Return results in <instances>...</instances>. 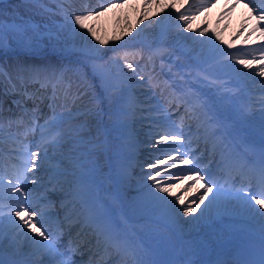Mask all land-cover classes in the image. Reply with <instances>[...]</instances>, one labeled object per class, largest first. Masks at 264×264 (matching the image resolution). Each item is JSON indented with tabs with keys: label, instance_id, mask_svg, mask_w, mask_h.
Instances as JSON below:
<instances>
[{
	"label": "bare ground",
	"instance_id": "6f19581e",
	"mask_svg": "<svg viewBox=\"0 0 264 264\" xmlns=\"http://www.w3.org/2000/svg\"><path fill=\"white\" fill-rule=\"evenodd\" d=\"M122 2V0H85L82 2H78L75 0H64L65 3H68V6L66 5V7H61L59 6V4L57 3V0H51V3L49 4L48 2H46V0H44L43 5H36L35 3H32L31 0H0V24L3 25L4 27V38H6L5 41L9 42V44H7V46H11L15 43L18 44L19 43H23L21 41V35H25L24 39L27 37L29 39H31V41L35 42H39L41 41L42 43H44L45 45L48 46V48H54L57 50H63V51H68V50H72L75 51L77 49H82L84 45H82L80 43V38L83 40H88V36H84V34H82L81 32H79V26L75 25L74 20H72L71 23H69V20L74 17L75 15H83L86 12H88L87 14L91 13V18L85 21V24L87 27L85 28H89V27H93L96 26V21H95V17L96 15L100 16V12L102 11V8H104L106 5L105 4H110L111 2ZM164 1L165 7H159L160 4V0H131V1H125L126 5L129 4V7H134L133 13H132V19L130 18V14L126 13L123 14V18H126V22L123 24L124 27H131L132 23L131 20H134L137 17V22L138 19L141 18V21L143 19L144 20V24L145 27L146 26H151L153 24L154 26V19L160 18V20H158L161 23V26H164V23H166V17L169 18L170 15H172V18H176L175 21H173L172 23L169 22V24L167 25V32H173L175 30V28H177L178 24H181V20L179 19V15L182 13L186 16H188L190 18V16L188 15L187 12V8L185 10H183V12L181 13H173L174 9L180 7L181 5H175V3L173 5H175V8L168 12V14L166 15V13L164 14V11L167 9V5H171L172 2H174L175 0H162ZM182 1V0H181ZM186 0H184L185 2ZM204 1V0H191L188 2V6L193 8L196 7L197 3ZM187 2V1H186ZM154 4V6L152 7V5ZM185 4V3H184ZM162 6V5H161ZM150 7L151 11H148L147 8ZM146 9V10H145ZM171 9V8H170ZM168 10V9H167ZM167 12V11H166ZM175 14V15H174ZM165 19H164V17ZM160 16V17H158ZM101 17V16H100ZM121 16H118L117 14L113 17L110 18V25H111V31L115 30L117 31V25H118V21L120 19ZM124 20V19H122ZM157 20V19H156ZM140 21V22H141ZM185 23V22H184ZM221 23V22H220ZM99 24V23H98ZM128 24V25H127ZM200 23L197 21L196 23H194V20L189 19V26L191 25L192 31H200V29L202 28V26H199ZM100 25V24H99ZM104 27V26H102ZM220 28H221V24H220ZM224 28V27H223ZM99 29V28H97ZM110 29V28H109ZM122 29V28H121ZM124 29V28H123ZM219 30V29H217ZM234 28L231 30L233 31ZM204 30V33H206ZM133 33V30H132ZM144 33V29H139L137 28V30L134 32V34H138L140 36H143ZM168 33V34H169ZM243 33V32H242ZM241 33V34H242ZM142 34V35H141ZM147 36L145 38L148 37V33H146ZM171 34V33H170ZM127 36V35H126ZM130 36V35H129ZM116 37V36H115ZM248 36H246L247 38ZM26 38V39H27ZM245 39V38H244ZM100 40H104L105 43L101 44ZM123 41H127L128 43H135L133 40H126L125 38H123ZM29 41H27L28 43ZM40 42V43H41ZM30 43V42H29ZM32 44V43H31ZM109 44V45H108ZM106 45L109 46V50L107 52V55L105 57V65H107L109 67V69L107 70L108 73L105 74L106 76V80L103 83V88L101 91V95L103 96V99H105V96L109 93V91L113 88V84L112 81L116 80H120V78H117V75H115L114 73H112V70H114V68L116 66H121L125 60H128L132 63L133 67L137 69L138 72L143 73V67L147 68L150 66V61L145 59V57H140L137 56L135 58H132L134 56H136L138 54V52L140 50H144V48H124L121 46H116L115 42L112 40H109L108 38H106V36H101L99 39H97V41L95 42L94 45V51L95 52H102L103 47H105ZM232 45V44H231ZM111 47H113L111 49ZM140 47V46H139ZM216 49H218L220 46L215 45ZM250 49L248 48H243L241 52L244 53V55H248L249 58L252 59V57L254 56L252 53L249 52ZM146 53V52H145ZM229 56V54L226 55V57ZM19 57V56H18ZM53 60L55 57L48 55L47 58L50 60ZM257 58V56H255ZM1 61H6L8 59V61H10V57L8 55L6 56H1L0 57ZM247 60V59H246ZM254 61V60H253ZM232 62V61H231ZM230 62V63H231ZM238 63V62H237ZM251 63V67H242L243 64L239 65V68H241V70L239 71V73L243 72L244 70H247L244 76H247L250 78H253L252 75L257 74L260 70L261 67L264 66V62H262L261 64L256 63L255 66H252L253 62ZM215 72H217L219 75L221 76H231L233 74V72H231L229 75H226V73H222L223 68L218 67V65L216 63H212L210 65ZM110 68H111V72H110ZM122 70V69H119ZM147 70V69H146ZM129 73V72H128ZM147 73V72H146ZM260 75V72L258 73ZM75 75L77 77V84H80L81 86L86 85L88 83L89 80H85L83 75V72L81 71L80 73H76ZM257 77V76H256ZM260 79V76H258ZM229 78V77H228ZM225 78V79H228ZM250 78H248L247 80H249ZM252 82L250 84V88L249 89H253L254 92H251V94L249 95V103L252 107H254L253 109L256 112H259V110L261 109L262 105H264V91L262 89H260L262 86H257V81ZM264 79V77H263ZM147 83H150V85L154 88L155 93L159 96L158 100H160L161 103H163L165 105V107H170L172 106L174 103L176 105V102L174 101L175 98L172 97V93L170 91H167L166 89H160L159 86H156V83L154 81H152V78H148L146 80ZM261 82V80L259 81ZM116 92H118L120 94V97L116 100L113 101L112 103L114 104V113L110 116H107V118H111L113 117V121L111 123V131L109 133V136L111 138V145L112 146H117L118 145V141L117 139H119L121 137L118 136V132L121 130V126L119 125V123L116 120V114H117V110L119 109L118 105L120 103L119 100H121V94L125 91V90H121L120 88H113ZM127 91V90H126ZM134 93H133V101H135V109L136 111H139V108L141 106V104H138L139 101L138 99H140V92L136 91L135 89H133ZM152 91V90H151ZM171 93V94H170ZM137 100V103H136ZM171 101V102H170ZM68 102L70 103V99L68 100ZM94 103V102H93ZM96 104V101H95ZM31 106L33 104H30ZM107 105V104H106ZM182 107V105H181ZM178 108V107H177ZM83 109V108H80ZM112 109V108H111ZM108 109V110H111ZM106 112V111H105ZM110 111H107V113ZM132 112V111H131ZM135 112V111H134ZM150 112H154L156 114L161 115L162 117L165 116V114L163 113V107L157 106L154 110H151ZM81 113V111H80ZM103 116V114H87L86 118L80 120V121H76V131L77 133H80L83 136L86 137H91V133L94 131H99V129H102V127L99 128V126L97 125L98 120H99V116ZM105 115V113H104ZM114 115V116H113ZM173 118L175 122H180L182 121V119H187L189 117H191L193 114H188L183 110V107L179 110V112H172ZM189 116V117H188ZM158 118V117H157ZM60 119V117L58 118ZM192 119V118H191ZM166 120H169L168 118ZM3 122H4V126L5 124H8V119L3 117ZM192 122V121H190ZM158 126V125H157ZM164 126V125H163ZM160 126L159 125V130H157L154 133H150L148 134L149 138L148 141H156V139L158 138L159 133H163L165 131L168 132H173L175 131L174 129L171 130H166L165 127ZM15 130H19L21 128L13 126ZM75 128V125L72 126V130ZM157 128V127H156ZM190 129V128H189ZM41 131V130H40ZM191 133V132H190ZM120 134V132H119ZM97 136H99V138H97L93 145L92 143L88 144V149H94L95 152L92 151L93 156L91 157V159L93 161H96L95 164L99 163L101 165H103V167L99 168L97 167L96 170L94 169L93 171V177L97 178V181H100V178H98V176L101 174L102 171L106 170V162L104 157H102V143H103V138L104 135H102V133H98L96 134ZM105 139V138H104ZM187 139H189L187 137ZM195 137H191V141L194 142ZM63 141H66V138H64ZM190 141V142H191ZM32 145L30 146L31 148H36L33 147L34 145L37 146L38 144L35 142L31 143ZM181 148L186 151L189 150L190 148H192L190 145L186 146V142L182 143ZM113 151V150H112ZM111 152V150H110ZM119 152L117 151L115 153V157L117 160L119 159ZM195 154V152H194ZM69 156V153H62L61 157H60V163H57L55 169L56 171H48L49 174L52 173L53 175L50 176H46V171L44 170H40V167L38 168V170H36V172H33L30 175H27L28 178H32V176L34 175V177L37 178H42L43 180V184H47V181L50 182V185H53V189L51 191H48L47 193L43 194L42 193V188L43 185L40 187H33V192L30 198V202L29 204L31 205V208H33L35 211H40V204H38L36 202V199H38L39 197H44L46 198L45 200H43L44 202H46L47 204H49L50 206H53L54 204H56L57 202H55L54 196L59 194V190H61L62 187H65L66 185L70 184V179H65L66 178V174L64 173V170L61 171V167L60 165L66 162L67 157ZM160 157V160L162 159L163 153L156 150H153L152 152H149L148 149H146L145 151H139V159H141L145 164H149L150 162L152 163H156V161L153 159V157ZM42 159V158H41ZM64 159V160H63ZM38 161V159H37ZM101 161V162H100ZM40 162V161H38ZM121 163V162H120ZM2 165H0V174L2 175H8V176H15L17 174V172H12L11 168L7 167V168H3L1 167ZM47 165H45L44 168H46ZM163 169H160L159 171H161ZM131 171V175L130 176H125L122 178V180H119L117 183L120 184L121 186L125 187V188H129L132 189V187L137 183L138 180H140V177L145 174V172L139 173V171H135L132 172ZM134 171V169H133ZM156 171H152L151 173H155ZM139 173V174H138ZM169 173H172L174 176H179V174H182V169H180L177 173H173L171 170H169ZM138 174V176L136 177V179H134V175ZM146 174H148V172H146ZM133 177V178H132ZM53 179H55L53 181ZM72 179V178H71ZM165 182L170 186V190L171 193L174 194V192H178L179 188H175L173 184L176 183V179L172 178L169 179L168 175L164 176ZM47 180V181H46ZM105 180V177H104ZM53 181V182H52ZM65 183V184H64ZM167 186V185H164ZM101 187V186H100ZM100 187L99 190H100ZM180 187V186H178ZM102 189H105L104 187H101ZM108 189V187H107ZM108 193V190H106ZM129 190H127L125 192V194H123V197H126L128 195H130V199H132V203L129 205L125 206L126 211H130L133 213H136L137 215H140L141 211L143 210V208L145 207V205L153 200V193H155V195L164 196V199L167 198L168 194H161L159 192L156 191V189L154 187H152V185L149 186H145L143 189H141L138 192H134V193H129ZM204 193V188L200 187L197 184H190L187 183L186 186L182 187L180 189L179 194L181 195V199L184 201V204L181 205L178 201H175V199L170 198L168 200V204L172 203L175 201V203L172 205L171 209L169 210V213L172 212V216L173 218L170 220V222H172L171 224H173L172 228L177 232L180 233L182 231H188L187 234H185L184 236H182L183 238H189V237H195L198 236V238L200 239V237L202 239H205L206 236L210 233L205 224L204 226L200 224L201 221H210V219L213 217V215H209V213L211 211H213V206H214V201L217 200L216 206L219 209H223L225 213H235L237 215H241L244 218H249L251 220H256L258 221L259 219H261L262 221H264V217L259 216L257 219L256 216L258 215L257 212L253 211L252 208H259V206L257 207V205L255 206L254 203H252V208L250 210H248V206L243 202V201H238L237 204L234 205L235 201H232V199H230L229 201H227V198H222L220 196L219 192H209L208 195L205 197V200L203 203H201L199 200H197V203H200V206H203L202 212L200 211V208L197 209V211L195 213H190L188 215L184 214V207H187L191 201L194 198H198L200 195H202ZM69 196V193L64 194L63 198L67 199ZM176 196V195H175ZM62 198L60 197L59 201ZM69 200H65V203L68 202ZM209 201H211V203H209ZM227 201V203H223ZM159 200H157L155 203H158ZM170 202V203H169ZM4 206V205H2ZM233 206V207H232ZM242 207V209H244V212L239 211V207ZM52 207H48L46 209H50ZM60 208V207H58ZM62 208V207H61ZM70 208V206L68 207V209ZM216 208V209H218ZM8 209L7 207H2V210L5 211ZM55 208H52V210H54ZM71 209V208H70ZM61 210V209H59ZM259 211H263L264 213V209H259ZM199 212L201 213V215H203L201 217L200 220V216H199ZM166 210H164L163 212H160V215L165 214ZM66 217L67 214H65ZM168 217L169 214H168ZM150 218H154V217H150ZM17 224H19V221H16ZM58 222V221H57ZM54 223L55 225H52L50 221H45V226H49L47 227L49 230V233H51L53 236H56L53 232L56 231L58 234H60L61 232H64V230H66V224H67V220H63L61 223L57 224ZM49 223L51 225H49ZM187 224L192 225L191 228L189 229H184L185 226ZM70 228L71 225H68ZM20 227H23L22 225H20ZM195 229V230H194ZM84 230V232H82ZM73 231H78L80 234L83 235V233H87L88 231L82 227V225H78L76 228L73 229ZM25 232H27V230L25 229ZM7 233H10L9 237L6 240V243L4 244L5 247L2 250H8L9 248H12L13 245H15V243H17L20 249L23 250V254L25 256H23V258L28 257L31 254V250L35 249V245H33L31 243V241H29L27 239V237H25L24 235H22L19 231V229L17 227H15L14 225L9 224V222L6 220H4V226H3V238L7 237ZM34 233L32 232H28V236H33ZM64 236H66V234H64ZM39 237H37L38 239ZM76 240H74L73 238L71 239L70 237L65 238V240L60 241V243L58 242V248L61 252L67 253V250L69 249V245L71 244L72 246H74ZM26 242V244L24 245V243ZM196 242V241H194ZM12 243V245L10 244ZM9 244V246H8ZM171 243H167V245H169ZM76 245V244H75ZM23 247L28 248L29 251H26ZM9 252L11 251V249L8 250ZM13 254V253H12ZM27 254V255H26ZM36 254V253H35ZM36 258L42 259V257L39 254H36ZM164 260V256L162 257ZM124 260L122 259V262ZM166 261V260H165ZM43 262L44 264H50V261L48 258H43ZM167 262V261H166ZM35 264H40V262H36Z\"/></svg>",
	"mask_w": 264,
	"mask_h": 264
},
{
	"label": "rangeland",
	"instance_id": "374dc122",
	"mask_svg": "<svg viewBox=\"0 0 264 264\" xmlns=\"http://www.w3.org/2000/svg\"><path fill=\"white\" fill-rule=\"evenodd\" d=\"M80 1H85V0H80ZM98 1V0H96ZM126 0H122V2L118 3V2H114V3H110V4H105L106 6L104 8H102V11L100 12V16L96 15L95 17V21H96V26H94V28L91 26L89 28L92 29V31L95 33V36L92 35V33H90L88 31V28H79V32H81L82 34H84V36H88V40H82L80 38V43L82 45L85 44V47L87 46L89 41H94V39H96V37H99L100 35H104L106 34V38H108L109 40H113L116 44H120L122 42H126L127 41H123V38H125L126 40H134L135 39V34L134 32L137 30V28L139 29H144V32L148 33L149 36V40L152 41L155 36H156V32L157 31H153L154 27H160L158 20H160V18H155L154 19V26L153 24L151 26H146L144 24V20L143 19L141 21V18L138 19L137 22V17L134 20H131V27H124L123 24L126 22V18H123V14L129 13L130 14V18L132 19V13L134 10V7H129V4L126 5ZM127 1H131V0H127ZM159 1V0H158ZM231 2L227 3V0H204L199 2L196 7L193 8H187V12L188 15L190 16L189 19L194 20V23H196L197 21H199L200 26H202V28L200 29V31H194V33H192V28L191 25L189 26V23L185 24L184 21L181 22V24L178 25V27L173 31V33H169L164 35V40L165 42L171 44L172 46L176 47V49H178L179 54H182L183 56H189L191 54V52H194L195 56H192L193 61H195V59L197 57H199L200 53L202 52V50H204V48L206 47V45L209 44L208 42V37L211 36L212 41H214L215 43H221L223 40L226 39V43H225V48H227L228 46L232 47V49H237V48H259L260 43L262 38H264V36L261 35L260 31L255 30L254 26L259 27V25L257 24V19H256V14L255 15H250L248 12L245 11L246 9V5L242 4L241 1L238 2V0H230ZM46 2H48L49 4L51 3V0H46ZM162 3V4H161ZM175 3L179 4V5H183L181 8H184L187 4V2L184 0H175L174 2H172L171 7H167V9L164 11V14L166 13V15L168 14V12L171 11V9L175 6L173 5ZM185 3V4H184ZM160 5L159 7H165L164 1L160 0ZM203 5H207V6H203ZM233 5H235L233 7ZM154 6V4L152 5V7ZM168 6V5H167ZM171 8V9H170ZM258 8V7H257ZM197 9H199V11H197ZM146 10V9H145ZM148 11H151L150 7L147 8ZM167 11V12H166ZM181 11V10H180ZM249 11V10H248ZM215 12H221L223 14H220L217 18L215 17ZM250 12V11H249ZM88 12H86L83 15H88ZM121 16L119 21H118V25H117V31L113 30L111 32L110 28V18L115 16V15ZM165 15V17H166ZM164 17V15H163ZM164 17V19H165ZM224 18L221 24V27L227 23H229L228 29L230 27L233 26H237L238 28V32H237V36L234 37V39H237L236 42H231V36L228 34H225L223 31H219L220 30V26L216 27L215 26V30H214V24L219 23L218 21H216V19H221ZM124 19V20H122ZM157 19V20H156ZM141 21V22H140ZM175 21V19L173 20ZM170 20V17H166V22H173ZM210 21V25L208 27L209 29V35H205L206 33H204L203 36H201L199 33L201 31L204 32L205 27L207 26L208 22ZM100 25H99V24ZM128 25V24H127ZM104 26V27H102ZM99 28V29H97ZM122 28V29H121ZM124 28V29H123ZM241 28H244V32L241 34V36L239 35L241 32ZM219 29V30H217ZM133 30V33H132ZM250 36L247 39H244L242 41L243 38H245L247 35ZM127 35V36H126ZM130 35V36H129ZM217 35H219V39H217ZM234 34H232V36H234ZM25 35H21V41L23 42L22 44L18 42L15 43L16 46L18 45H23L26 47H47V45H45L44 43H42L41 41L39 42H33L31 41V39L29 38H25ZM116 36V37H115ZM239 36V38H238ZM6 40V38H5ZM27 41H29L27 43ZM245 41V43H244ZM7 42V41H5ZM41 42V43H40ZM171 42H174L173 44ZM32 43V44H31ZM151 42L148 43H144V47H146L147 45H149ZM130 44H134V43H130ZM129 44V45H130ZM212 45H214L213 43H211ZM232 44V45H231ZM109 45V44H108ZM106 45L105 47H103V50L100 55L102 57H104L103 59H96V58H85V56L89 55L88 53H90V50H83L85 49V47H83V49H80L82 52H84L83 57H81L82 59H84V61H80V63H75L76 65H78L77 73H80L81 71L83 72V77L85 79H89V84L87 85H83L84 87H82L83 89H81L75 99V108L78 109V111H80V107H83L84 104L88 101H90V99H93V97H95V94L92 93V89H97L98 91L102 90L103 86H100V83H102L103 81V77H104V71H107V66L105 65V56L107 55L109 46ZM14 46V45H13ZM49 51L51 52H55L54 50H52V48L49 49ZM251 52H253L254 54H260L257 52V50L252 49L250 50ZM140 56V57H145V59L150 61V66L145 68L143 67L144 72L140 73L137 71L136 74L131 73H127L129 72V69L126 67L125 65V70L121 71L119 70V67H117L116 69L112 70V73L118 75L121 74L122 75H129L132 78H134L135 80L131 81L128 85H131L133 88H136L137 86H139V83L143 82V80L137 79L136 76L137 75H142L144 76V80H147L148 78H152L153 81H156V72H155V57H153L152 53H145L144 50H140L138 52V54L135 57ZM237 56V62L240 59H248L245 57H239ZM233 58H222L220 60V62L218 63V65H222L224 66L225 70H227L229 68V70L232 69L233 67V61L231 60ZM232 61V62H231ZM249 61V60H248ZM231 62V63H230ZM250 62V61H249ZM74 67V66H73ZM109 68V67H108ZM147 69V70H146ZM238 69V68H236ZM111 70V68H110ZM239 70V69H238ZM147 72V73H146ZM127 73V74H126ZM89 76H92V78H90ZM94 76V77H93ZM264 76V75H263ZM136 83V84H135ZM133 84L135 86H133ZM130 86V87H131ZM264 86V85H263ZM124 88V87H123ZM144 91L143 89L138 88V91H140V99H138L139 103L141 104L139 111H136L134 105L132 103V99H133V91H127L128 93L125 96V92H124V103L123 105H121L119 108H121L123 110V112H129L132 111L131 115H127L122 122L123 123H128L127 126L133 124L134 128H137V124L136 122L143 123L144 125H140V128L138 130H140V134H142V138L141 140H143L144 138H146V130L148 129L149 132L152 131H156L155 124H153V122H156L157 120L163 124H166L168 126H170V122H164L163 120L166 119L167 113L168 111L167 108L164 107V104L160 102V100H158V96L153 93V90L151 91L150 86H148V84L145 83L144 85ZM114 91H111V93L109 94V98L113 101L116 99V96H113ZM98 97V96H96ZM133 104V106L131 105ZM162 106L163 110H164V114L165 116H161L159 114H156L154 112H150L151 110H154L157 106ZM112 107V104L108 105V107ZM114 106V104H113ZM72 111H74L72 109ZM77 111V110H75ZM135 111V112H134ZM110 113H113V109L110 110ZM155 114L156 116H159V119H154V117H152V115ZM87 115H82L81 117H79L78 119H74L72 122H68L64 125V127L60 130L57 131L61 134V138H60V142L57 146L53 147L51 145H45L42 144L40 146V148H38L39 150H37L38 157H43V159L45 160L44 163L47 165L48 169H55L58 159H60V155L62 152H64L66 149H58V148H64L65 147V143L66 141L64 140V137H71V138H75L76 141H74L73 143H78L80 142L81 145L85 144L86 142H88L89 140H93V134L97 133L96 131H94V133H91V137H86L81 135L80 133H75L72 134V132L74 133L76 131V124L75 122L78 120H82L84 118H86ZM100 121V124L104 125L109 131H111V123L113 121L112 118H109L107 121V117L106 116H102V118H99L98 122ZM49 126L45 132V134H49L51 133V127L56 126V118L51 116L49 119ZM106 123V124H105ZM75 125V128L72 130V126ZM178 126V125H176ZM105 127H103V131L105 132ZM133 127V126H131ZM153 127V128H152ZM133 132V130L127 131L126 133H131ZM139 134H136V136ZM96 136V135H95ZM134 136V139H140L139 136L136 137ZM97 138H99V136H96ZM141 137V136H140ZM159 139V138H158ZM72 140V139H70ZM118 141V140H117ZM85 142V143H84ZM92 143V141H89V144ZM163 143V142H161ZM44 145V146H43ZM150 145L155 146L156 143H152ZM149 146V145H148ZM46 150V155L44 154ZM49 174V173H46ZM53 175L52 173H50L48 176ZM68 179V176L66 177ZM47 181V180H46ZM50 182L47 181V184H43V180H40L39 182L37 180H35V178H30V180L28 181H24L22 182V191H25L28 194L32 195L33 192V187H37V185L42 186V193L45 194L48 191H51L54 187L50 186ZM65 184V183H64ZM49 186L48 190H45L47 187ZM42 199V198H41ZM16 209H12V211L14 212ZM15 217V216H12ZM17 218V217H16ZM4 219L8 220L7 217L4 215ZM18 220V218L16 219ZM8 236V234H7ZM7 238V237H6ZM6 239L3 240V243L5 242ZM2 243V244H3Z\"/></svg>",
	"mask_w": 264,
	"mask_h": 264
},
{
	"label": "snow or ice",
	"instance_id": "6c2138e0",
	"mask_svg": "<svg viewBox=\"0 0 264 264\" xmlns=\"http://www.w3.org/2000/svg\"><path fill=\"white\" fill-rule=\"evenodd\" d=\"M32 3H35L36 5H43L44 0H31ZM58 2H64V0H58ZM239 2V0H238ZM261 5H264V0H259ZM247 5H250L249 11L252 13L256 14V19H257V24L259 27L254 26L255 30L260 31L261 35L264 36V7L257 8L256 5V0H246ZM207 6V5H203ZM235 5H233L234 7ZM166 7H171V5H168ZM179 12V10H177ZM199 11V9H197ZM91 18V13L88 15H75L69 20V23L74 20L75 25H78L80 28H85L87 27L85 24V21ZM179 19L181 21H184L185 24L189 23V17L180 14ZM88 31L92 33L93 36H95V33L92 31L91 28H88ZM201 36L204 35V32L201 31L199 33ZM99 39V37H96ZM219 39V35L216 37ZM208 42L213 43L211 36L208 37ZM101 44H104V40H100ZM5 45V38H4V27L2 24H0V49L4 48ZM262 55L260 59L264 61V47L260 49ZM252 60H256V57L253 56ZM238 63L243 64L245 67H251V63L246 60V59H240ZM126 67L129 69L130 72L133 74L137 73V69L133 67L131 63L127 64ZM260 75H264V67L260 68ZM0 75H3L2 72H0ZM137 79L144 80V76L142 75H137ZM21 80V83L23 84L25 81V77L21 75L19 77ZM61 76L53 73L51 76H49L47 73L41 75L39 71H32L30 72L29 76L27 77V80L29 82H37L41 84V87H48L49 84L52 85L54 94H55V89L58 86V82L60 81ZM160 86V85H156ZM13 90H15V85H12ZM27 95V92L25 93ZM178 99V98H177ZM171 102V101H170ZM49 121H46L44 125H38L36 123L35 117H32V124L31 125H26L24 122L23 117H19L17 120L13 121L11 119L8 120V126L9 128L12 127L13 124H16L17 126L23 125V131L20 133L21 136L26 137L30 132H35L37 128L41 129V141L45 145H51L53 147L57 146L60 142L61 134L59 132H56L50 136H46L45 132L49 126ZM3 127H4V122H3V116H2V111H0V136H2L3 132ZM15 136L13 135V139ZM170 141H176L177 144H170ZM163 142V143H161ZM184 142V137L182 134V131H173V132H168L165 131L161 134H159V139L157 140V143L155 147L157 148L158 151L162 152L164 155H168L169 152L175 151L177 153V156H168L169 160H172L173 165H175V160L179 157L186 156L188 153H181L180 152V146H182V143ZM0 143H2V139H0ZM179 145V146H178ZM39 148L40 145H37ZM25 153L28 152L27 146L23 149ZM38 152L33 151L30 153V161L29 159H23L22 164H23V170L19 173L17 177V182L16 184H9V189L10 192L15 193L16 195H9L8 199L10 200H15L16 203L13 205L9 206V212H8V222L11 225H14L17 227L22 235L27 237L29 241L33 245H35L34 252L36 254H39L42 257L41 264H43V258H48L50 261V264H72L71 260V253L75 251V248L70 244L69 249H68V254L61 252L58 248V241H59V236H53L51 233H49L48 228L45 226V215L46 213L44 211H33L31 210L30 206H28L27 203V193L25 191H22V182L27 181V172H32L33 169L38 167V164L36 163L37 157H38ZM46 155V150L44 152ZM153 159L156 161V163H149L147 165L148 169H157L156 170V176L160 175V172L158 170V165L163 163V161L160 160V157H153ZM29 162L31 163V167H28ZM183 164H189L192 163V167L185 169L183 171H191L195 173H199L202 171L201 168L197 166L198 160L195 158L193 161H189L187 159H181L180 161ZM169 179L175 178V179H183V175L181 174L180 176H174L172 173H167ZM148 179L153 181L152 187L156 189L157 192L161 194H168L172 195L170 186H164L162 181L156 180L155 176L148 174ZM201 180H205V176L203 175H197L196 176V181L199 182ZM213 183V181L207 180L205 181V189L204 193L200 195L198 198H194L191 203L187 206L184 207V214L188 215L190 213H195L198 208H200V203H197V200H199L201 203L204 202L205 197L208 195L209 192L213 191V188L210 186ZM259 186V191L253 195H249V190L248 189H242L236 193V196L243 200L244 203L249 207L252 208V201H255L256 205H259V208H252L253 211L257 212L261 217H264V213H260L259 209H264V198L262 199H256V195H259L261 197H264V170L261 172L260 180L258 182ZM155 196V193H153ZM158 200H164V196H156L155 197ZM4 199L3 195V177L0 176V201ZM176 201H178L181 205L184 204V201L180 197H175ZM170 203V202H169ZM211 203V201H209ZM15 208L16 210L13 212L12 209ZM23 213V214H22ZM12 216H15L19 218V224L15 220L12 219ZM66 219H68L66 217ZM76 223H79V218L77 217L75 220ZM22 225L23 227H20ZM3 226H4V212L2 210V207H0V237L3 236ZM83 227V225H82ZM97 228L99 229L96 231V235L98 238V242L101 237L105 235V229L101 227L100 225H97ZM25 229L27 232H25ZM28 232L34 233L33 236H28ZM63 233L61 232L60 235ZM77 236L79 237V233H77ZM39 237V239H37ZM113 246L119 247L120 241L113 239L112 240ZM78 247V246H77ZM0 264H5L2 255H0ZM134 264H142V261L136 260L134 261Z\"/></svg>",
	"mask_w": 264,
	"mask_h": 264
}]
</instances>
